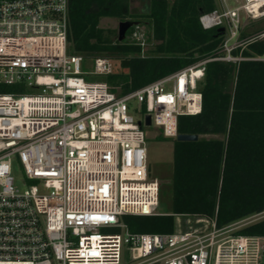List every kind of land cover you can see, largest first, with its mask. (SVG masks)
Masks as SVG:
<instances>
[{
	"label": "built area",
	"instance_id": "2783aa9c",
	"mask_svg": "<svg viewBox=\"0 0 264 264\" xmlns=\"http://www.w3.org/2000/svg\"><path fill=\"white\" fill-rule=\"evenodd\" d=\"M215 2L200 21L224 28L217 55L120 94L87 79L85 57L69 51V0H0V84L14 86L0 92V264H264V236L237 233L264 211L223 227L180 215L211 227L172 232L132 231L124 219L160 204L146 117L176 138L180 116L201 111L209 62L264 61L242 53L264 40V27L243 35L246 17L264 19V0ZM131 31L144 47L141 26ZM112 71L111 58L97 57L87 73Z\"/></svg>",
	"mask_w": 264,
	"mask_h": 264
},
{
	"label": "trees",
	"instance_id": "16d2710c",
	"mask_svg": "<svg viewBox=\"0 0 264 264\" xmlns=\"http://www.w3.org/2000/svg\"><path fill=\"white\" fill-rule=\"evenodd\" d=\"M130 8L131 0H69V51L94 59L118 57L123 65L129 61L128 71L105 75L111 90L131 92L219 53L223 35L200 21L203 13L216 9L215 0H152L150 13L140 15L152 19L160 41L149 56L99 26L107 16L135 18ZM242 53L264 55V40L247 44ZM199 87L201 111L180 116L178 125L179 133H195L199 139L172 138V213L126 214L132 231L172 232L177 216L185 214L214 218L223 227L264 211V61L209 62ZM13 90V85L0 84V92ZM237 233L264 236V217Z\"/></svg>",
	"mask_w": 264,
	"mask_h": 264
},
{
	"label": "rangeland",
	"instance_id": "374dc122",
	"mask_svg": "<svg viewBox=\"0 0 264 264\" xmlns=\"http://www.w3.org/2000/svg\"><path fill=\"white\" fill-rule=\"evenodd\" d=\"M152 0H131V14L137 15L135 18L120 19L118 17H103L99 26L105 29L115 31L114 39L118 38L119 23L123 20H136L145 33L146 44L141 47L140 55L149 56L153 54V50L160 42L155 35L153 21L149 16H140L144 13H150ZM245 17V15H243ZM264 27V19H252L246 17L244 23V32L250 34L255 29ZM132 27L127 31L129 33ZM132 31L130 32V34ZM128 44L138 45L131 38L127 39ZM94 57H85L83 62L84 76L89 80H106L105 75H93L87 72L93 69ZM113 71H128V67L121 63L118 57L112 58ZM139 116H142L139 113ZM138 117V116H136ZM147 130L148 152H149V171L153 177L159 178L162 182V193L160 204L152 208L154 214H169L172 213L171 208V180L173 168V139L172 137H165L162 134L161 128L155 124L145 126ZM207 137L215 135L209 134ZM13 175L15 183L24 188L27 177L19 162L15 161L13 166ZM31 182V181H29ZM264 217V215H263ZM201 227H211V224H206L197 219V217H183L177 216L176 226L177 230H193Z\"/></svg>",
	"mask_w": 264,
	"mask_h": 264
},
{
	"label": "water",
	"instance_id": "95a60500",
	"mask_svg": "<svg viewBox=\"0 0 264 264\" xmlns=\"http://www.w3.org/2000/svg\"><path fill=\"white\" fill-rule=\"evenodd\" d=\"M138 24V21L136 20H123L120 21L119 23V29H118V39L119 41H123L126 38L127 31ZM221 32L224 31V28L220 29ZM125 66H129V61L124 62ZM139 124L142 125V121H139ZM146 126L151 125V117L148 115L145 119ZM177 140L179 141H197L199 139V135L195 133H179L178 136L176 137Z\"/></svg>",
	"mask_w": 264,
	"mask_h": 264
}]
</instances>
